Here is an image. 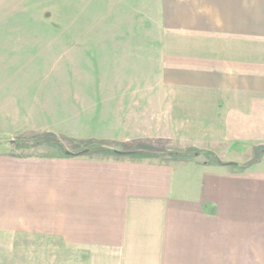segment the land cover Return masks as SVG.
Wrapping results in <instances>:
<instances>
[{"label": "rangeland", "instance_id": "374dc122", "mask_svg": "<svg viewBox=\"0 0 264 264\" xmlns=\"http://www.w3.org/2000/svg\"><path fill=\"white\" fill-rule=\"evenodd\" d=\"M162 11V0H0V264H264L257 249L242 255L234 245L236 236H253L256 223H264V183L252 184V174L264 173V131L259 138L253 134L243 150L237 144L213 146L222 162L245 165L244 172L191 163L163 180L175 185L166 197L181 210L174 242L181 243L180 256H173L176 245L170 247L174 243L164 231L134 227L135 241H126L134 249L120 251V241L101 231L104 218L90 227L79 218L86 214L93 182L100 194L122 169L142 173L145 164L104 151L66 158L63 150L126 152L142 142L150 151L175 143L210 145L204 143L208 133L192 129L178 108H206L220 104L221 97L202 95L193 75L197 68L178 63L188 62L195 44L190 35L165 26ZM45 133L60 145L35 144ZM206 174L212 175L213 195L202 191ZM211 200L213 208L202 207ZM239 205L250 210L245 225L235 226ZM60 219L70 225L55 229ZM196 220L209 221V233L213 228L218 239L234 235L231 250L191 254ZM126 229L117 240L132 236Z\"/></svg>", "mask_w": 264, "mask_h": 264}, {"label": "crops", "instance_id": "0c3cea01", "mask_svg": "<svg viewBox=\"0 0 264 264\" xmlns=\"http://www.w3.org/2000/svg\"><path fill=\"white\" fill-rule=\"evenodd\" d=\"M162 1V13L165 9L163 18L165 26L172 25L171 28L176 30L175 32L190 35L193 38L191 44H195L187 57L189 58L188 62L184 60L178 63L182 66L196 67L193 75L196 81L201 82L200 93L220 96L222 101L220 104L206 105V108L202 106L189 110L184 105L178 108V112L185 115L186 122L192 129H201L208 133L204 138L211 137V139H205L204 143H210L209 147L207 145L175 143L171 149L157 145L150 151L145 147L146 143H137L133 149L124 151L141 153V156H137V158H140L141 162L144 161L145 168L141 169L142 173L132 170L128 172L127 169H122L123 175L117 178L109 188H100V194L98 186L93 182L92 190L86 193V200L90 201L85 206L86 214L82 213L79 218L84 226L88 227L96 225L99 218L100 222L104 218L102 221L104 229L101 231L104 234V230H106L109 238L120 241L121 244L115 246V250L120 251L133 250L134 248H127L126 241L128 239L135 241L132 233L134 227L142 228L146 225L150 226L153 231L166 232L167 237L174 243L176 235L179 236L181 233V219L176 217V214H179L181 210H177L166 197L172 192L175 185L164 183L163 180L175 176V174H182V165H186L189 170L191 163L199 164L200 167H230L214 165L213 156L221 161L222 157L215 152L213 146L221 145L229 148L231 144H237L243 150L250 145L249 142L253 140V134L259 138L264 131V0H189L187 6L182 2L183 0ZM186 2L188 1L186 0ZM218 48L223 51L213 50ZM206 87L209 88L206 90ZM213 101L214 98L211 97V101L208 103H213ZM212 105L215 107H208ZM226 129L242 130V132H236L231 136V132H226ZM217 134L218 139L214 141ZM161 143H165V141ZM255 150L251 160L256 159ZM126 157L136 159L131 156ZM167 163L169 164L167 165ZM125 170L127 171L125 172ZM244 171L245 169L242 172ZM252 176L253 181H251L254 186L264 183V173L257 172ZM205 177L202 179V191L213 195L212 175L208 177L209 189L207 174ZM128 179L130 180L128 181ZM226 181L227 188H229L230 180ZM207 204H209V208H213L212 200L201 203L202 207ZM247 207L250 210V205ZM247 207L246 205L237 207L235 226L245 225ZM242 208H246L245 213L240 212ZM92 210L97 214H94ZM201 212L198 209L196 214L201 215ZM229 215L227 213L228 217ZM92 216H94L93 220H87ZM241 219L242 222H239ZM203 221L197 222L196 220L191 224L190 230L193 237L190 239V251L195 250V253L191 252V254L199 256L201 255L200 251H203L202 256L208 257L214 256L215 250H231L230 241L231 236L234 235L228 234L226 237L218 239L213 236V228L211 234L209 233L211 230L209 221ZM230 223H228L230 230H235ZM167 224L169 228H167ZM68 225L70 223L62 219L53 223L55 229H58L56 226L65 229ZM256 225L257 232H254L253 236L235 235L237 239L234 245L243 251L242 255H250L246 254V251L255 249H257L255 250L257 251L256 255H264V223L258 222ZM126 228L132 233V236L124 234L121 240H117L121 234L127 232ZM241 229L236 230L243 232V228ZM96 240L102 241L101 238ZM175 245L177 249L174 248V251L177 252L173 256H180L181 243H174L170 247L173 248Z\"/></svg>", "mask_w": 264, "mask_h": 264}, {"label": "trees", "instance_id": "16d2710c", "mask_svg": "<svg viewBox=\"0 0 264 264\" xmlns=\"http://www.w3.org/2000/svg\"><path fill=\"white\" fill-rule=\"evenodd\" d=\"M50 139V140H47V139ZM35 144L37 145H45V144H49V145H55V146H58L60 145L56 138H55V135L54 134H51V133H45V134H42L40 136V139L35 141ZM62 150V149H61ZM93 151H104L105 153H113V154H118L120 156H131V157H134V158H137L141 156V153H138V152H133V153H130V152H115V151H111L106 149V148H102V149H85L83 150L82 152H78V153H73V152H68L66 149L62 151V155L65 156L66 158H72V157H77L79 156V154L81 153H85V154H88V153H93ZM264 152V149H262L260 151V153ZM78 154V155H77ZM185 157V156H184ZM258 159V158H257ZM212 162L214 163V165H219V166H231V167H235V168H240V169H243V167H245V165H239V164H236V163H229V162H222L221 160H219L216 156H213V159H212ZM244 170V169H243Z\"/></svg>", "mask_w": 264, "mask_h": 264}]
</instances>
